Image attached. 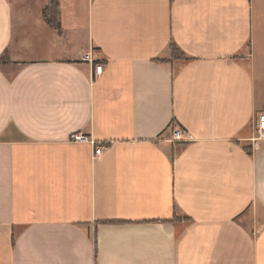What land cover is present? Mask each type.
<instances>
[{
  "label": "crops",
  "instance_id": "1",
  "mask_svg": "<svg viewBox=\"0 0 264 264\" xmlns=\"http://www.w3.org/2000/svg\"><path fill=\"white\" fill-rule=\"evenodd\" d=\"M58 2L0 0V264H264V0Z\"/></svg>",
  "mask_w": 264,
  "mask_h": 264
},
{
  "label": "built area",
  "instance_id": "2",
  "mask_svg": "<svg viewBox=\"0 0 264 264\" xmlns=\"http://www.w3.org/2000/svg\"><path fill=\"white\" fill-rule=\"evenodd\" d=\"M95 72L97 74H100L102 72V66L101 65H96L95 66ZM256 131H257V136L252 138L253 143H255L256 141H258L259 139H264V115L259 116L258 118V122L256 124ZM184 132L179 129L176 128L173 130L172 132V137L170 139V141H183V137H184ZM71 140L72 141H79V142H90L92 143V141L85 135L81 134V133H76L73 134L71 136ZM104 149V145H97L94 148V154L95 155H100L102 153Z\"/></svg>",
  "mask_w": 264,
  "mask_h": 264
},
{
  "label": "trees",
  "instance_id": "3",
  "mask_svg": "<svg viewBox=\"0 0 264 264\" xmlns=\"http://www.w3.org/2000/svg\"><path fill=\"white\" fill-rule=\"evenodd\" d=\"M59 17L60 12L58 0H48V5L44 11V18L51 27L55 28L58 31H60ZM170 50L174 58L183 56L174 43L170 45Z\"/></svg>",
  "mask_w": 264,
  "mask_h": 264
}]
</instances>
